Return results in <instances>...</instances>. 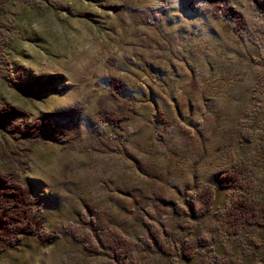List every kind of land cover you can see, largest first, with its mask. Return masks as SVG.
Returning <instances> with one entry per match:
<instances>
[{"label":"rangeland","instance_id":"1","mask_svg":"<svg viewBox=\"0 0 264 264\" xmlns=\"http://www.w3.org/2000/svg\"><path fill=\"white\" fill-rule=\"evenodd\" d=\"M226 4L239 31L203 0H0L15 27L0 109L22 113L0 130V170L39 199L47 236L6 247L0 264H264V225L222 232L238 197L264 204V0ZM6 65L24 81L57 77V91L20 92ZM64 111L73 119L49 120L57 141L12 131ZM237 165L238 184L220 185Z\"/></svg>","mask_w":264,"mask_h":264},{"label":"trees","instance_id":"2","mask_svg":"<svg viewBox=\"0 0 264 264\" xmlns=\"http://www.w3.org/2000/svg\"><path fill=\"white\" fill-rule=\"evenodd\" d=\"M203 3L206 5L205 13H212L214 16L220 14L232 20L235 23L234 29L236 31L244 26L242 16L228 8L226 0H203ZM14 30L13 21L4 20L0 16L1 62H9L6 48L14 38ZM6 66H8V69L1 75V79L6 83L15 85L24 94H38L44 91L55 93L57 91V87L54 85V83H57L55 80L57 77L55 76L35 77L30 81H24L23 78H18L17 74H12L9 65ZM110 85L113 90L118 89L120 86L114 80L110 81ZM19 114L22 113L15 109H0V130L11 132L7 129L8 121ZM73 117V111L45 113L42 117L26 125L22 130L12 129V131L20 134L32 145L41 140L46 142L57 141L60 132L55 126L53 127L49 120L53 118L73 119ZM156 118L159 122L165 121L163 117ZM99 119L109 125L123 129L122 123L125 117L101 111ZM241 174H244V170L242 166L237 165L219 178V184L222 186L238 184ZM198 202L200 212L207 213L214 202V190L210 187L203 188L198 194ZM39 204V199L33 197L30 187L21 183L20 176L15 171L3 172L0 170V252L6 247H20L26 237H37L42 242L47 241L42 224L35 216V209ZM248 222L264 225V204L247 195H241L227 208L222 220V232L228 237L236 235L243 230ZM114 239L116 250H118L122 262L130 253H128L129 251L124 243H121L117 238ZM126 261L128 263L132 262L127 259Z\"/></svg>","mask_w":264,"mask_h":264}]
</instances>
